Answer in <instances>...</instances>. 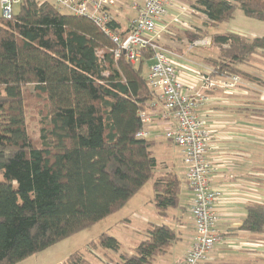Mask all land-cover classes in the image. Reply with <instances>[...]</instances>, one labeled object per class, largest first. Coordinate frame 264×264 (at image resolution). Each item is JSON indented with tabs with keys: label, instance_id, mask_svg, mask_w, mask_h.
Returning <instances> with one entry per match:
<instances>
[{
	"label": "trees",
	"instance_id": "obj_1",
	"mask_svg": "<svg viewBox=\"0 0 264 264\" xmlns=\"http://www.w3.org/2000/svg\"><path fill=\"white\" fill-rule=\"evenodd\" d=\"M17 7L10 19L0 10V264H18L120 212L158 166L155 142L137 138L139 112L155 97L143 75L152 51H142L136 65L115 57L116 45L90 18L50 2L22 0ZM193 9L204 15L206 31L232 20L237 9L264 22V0H196ZM111 26L121 30L115 20ZM210 38L219 50L205 60L212 77L238 76L264 86L241 69L264 57V37ZM29 85L43 100L37 145L26 125ZM181 187L172 172L155 179L160 216L180 208ZM246 211L240 229L264 235V205ZM176 240L173 227L152 225L135 253L121 254L117 264H155ZM91 245L120 252L107 233ZM74 257L69 264H83Z\"/></svg>",
	"mask_w": 264,
	"mask_h": 264
},
{
	"label": "built area",
	"instance_id": "obj_2",
	"mask_svg": "<svg viewBox=\"0 0 264 264\" xmlns=\"http://www.w3.org/2000/svg\"><path fill=\"white\" fill-rule=\"evenodd\" d=\"M21 1L0 0L3 17L12 18ZM120 1H124L125 9L136 14L126 31L116 30L111 26L115 20L112 8ZM127 1L51 0L50 3L65 13L90 18L116 45V58L124 55L127 61L135 64L142 59V51H152L151 65L145 79L155 97L139 112L142 129L137 133V138L151 140L163 137L178 148L187 168L186 183L193 197L189 210L195 225L194 242L180 264H205L222 238L217 230L220 219L216 203L220 192L211 187V176L216 172V167L208 157L212 136L198 112L208 99L198 89L201 88L204 92L215 89L231 91L240 82V78H215L211 73L201 72L193 81L186 83L171 57L173 53L159 43L164 30L158 28V23L169 11H173L171 25L192 30L184 18L199 16L201 13L180 0ZM208 45L206 39H193L187 44V52Z\"/></svg>",
	"mask_w": 264,
	"mask_h": 264
},
{
	"label": "crops",
	"instance_id": "obj_3",
	"mask_svg": "<svg viewBox=\"0 0 264 264\" xmlns=\"http://www.w3.org/2000/svg\"><path fill=\"white\" fill-rule=\"evenodd\" d=\"M49 1L51 2V0ZM180 1L185 4L189 3L187 0ZM123 5L124 1H120L117 6L113 7L112 15L115 21L120 24L121 30L126 31L136 14L125 9ZM173 14V11H169L168 15L158 23V28L164 30L161 34L163 41L166 38L167 41L165 40V42L179 43L182 36L191 37L193 40V37L200 33V24H196L192 16L184 18L188 25L192 27V30L172 26L170 21ZM201 15L204 17L203 14ZM176 36H180L179 40H174L177 38ZM180 42L185 43L184 46L178 47V50H183V52L168 50L173 53L171 57L178 65V69L186 83L193 81L198 73H212L213 68L207 65L205 60L214 57L204 56L197 59L196 50L191 52L195 56L187 57L188 42L187 40H181ZM198 92L205 94L208 99L202 104L198 112L212 136L208 157L216 167V172L211 176V187L220 192V197L216 203L220 219L217 230L222 238V241L215 247L214 252L208 257L205 264H240L239 260H247L252 256H257L264 245V235L251 234L240 229L246 217L248 205H264V153L259 152V148H261V151L263 150V142L260 140L264 138L258 135L260 131L263 133V130L259 129L263 121L258 120L259 113H256L262 110L256 105L241 106L238 104L236 101L244 96L242 95L244 93L240 91H235L234 94H226L222 89L204 92L203 89L199 88ZM159 130L161 131V129ZM151 141H158V147L154 146L151 149L152 153L156 152V148H158L159 152L166 156V154H169L168 150L170 148L176 147L163 137L152 138ZM177 152L180 157L179 150ZM154 156L158 162V157L155 154ZM169 160L173 161L171 158ZM167 167L168 171L166 172L177 175L178 166L175 161L168 164ZM157 168L159 167L157 166ZM171 168L173 169L171 170ZM163 174L165 173H157L155 178L149 181L153 189L155 179ZM179 179L182 181L180 208L168 210L165 217L160 216L157 211L162 221L159 224H152H167L173 227L177 233V240L164 256L156 258L155 264L182 263L194 242L195 225L189 211L193 197L186 183V169L182 171V178L179 177ZM183 185L184 192L182 191ZM134 198L126 206H130ZM118 215L119 213H116L105 220L115 218L120 222L123 221L126 226H130L131 221L129 218H125L124 215L118 218Z\"/></svg>",
	"mask_w": 264,
	"mask_h": 264
},
{
	"label": "rangeland",
	"instance_id": "obj_4",
	"mask_svg": "<svg viewBox=\"0 0 264 264\" xmlns=\"http://www.w3.org/2000/svg\"><path fill=\"white\" fill-rule=\"evenodd\" d=\"M132 1L133 0H128L127 2L131 3ZM187 1L190 4L188 3L186 5L193 8V5L195 4L196 0ZM18 11L19 7H16V13ZM192 17L196 24H200L199 26L201 27V30H199V32L203 33V39H206L209 43L208 46L196 49V52L198 54L197 59L202 58L204 56L214 58L217 57L219 50L218 48L212 45V40L210 38V35L214 33H235L244 36L249 40H252L255 37H264V22H260L246 17L240 9H237L235 11L232 20L224 22L218 25L217 27H211L207 31L204 26L205 18L201 14L199 16ZM176 37V39L174 40H179L180 36ZM197 37L194 36L193 39H198ZM190 38L191 37L182 36V38H180L179 40V43L172 44L170 42H165V40L167 41L166 38L163 41L161 36L159 43L166 49L175 50L176 52H183V50H178V47L184 46L185 44L184 42L180 41L187 40V42L189 43L190 40H192V38ZM186 56L190 57L195 55H192L191 52H188ZM135 64L138 65L139 62H136ZM150 64L151 60H146L143 62L144 77H146L148 73ZM241 69L245 72H249L252 77L260 79L264 84V57L255 58V60L250 64V66H242ZM223 91L226 92V94H234L235 91H240L241 93H244L242 94L244 96H242V99H240L239 101H236L238 104H240L241 106L256 105V107L262 110L256 113H259L258 120L263 121V123L261 124L262 126L259 128L263 130V133H261L260 131L258 132V135L264 138V86H260L244 79H240V82L235 85V87L231 91ZM24 95L26 125L28 133L32 141L37 145L40 136V121L42 119V115L40 113L43 107V100L38 98L33 85H29L25 88ZM260 141L263 142V150L261 151V148H259V152L264 153V139H261ZM157 142L158 141H155L156 147H158ZM157 150L158 148H156V152L154 151L153 153L158 157L159 162V168H157L155 171L156 174L160 172L170 173L166 172L168 171L167 165L175 161V164L178 166V171L176 173L180 178H182V171L187 168L186 165L183 163L182 158H180L178 155L177 147H172L168 150L169 156L167 154L165 156V154ZM169 158L173 159V161L169 160ZM172 169L173 168H171V170ZM182 191L184 192V185ZM154 195L155 191L153 189V186L148 182L144 186V188L136 194L135 198L133 197L134 200H132L133 202H131L130 206L127 205L122 209L123 212H118V218L124 215L125 218L127 217L130 219V226H126L123 221L120 222L115 218H111L103 222H98L93 226L87 228L86 230H83L82 232L61 241L56 245L44 251H41L25 259L22 262H19L18 264H69L68 259L71 255L74 254V262H78L81 258L83 260V264H117L121 259V254L135 253V250L139 243L147 239V229L152 224H159V222L162 221V218L158 215L153 202ZM170 215L172 216V213ZM105 233L109 234L110 236L116 238L119 241V253H114L112 251L104 250L99 246L91 245L92 243H97L101 235ZM239 263L264 264V245L262 246V251H260L257 256H252L247 260H239Z\"/></svg>",
	"mask_w": 264,
	"mask_h": 264
}]
</instances>
